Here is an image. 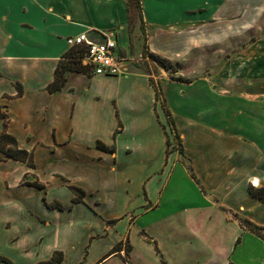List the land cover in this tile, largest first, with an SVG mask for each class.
I'll return each instance as SVG.
<instances>
[{
    "label": "crops",
    "instance_id": "obj_1",
    "mask_svg": "<svg viewBox=\"0 0 264 264\" xmlns=\"http://www.w3.org/2000/svg\"><path fill=\"white\" fill-rule=\"evenodd\" d=\"M229 3L140 0L138 13L127 0H0V136L13 138L12 151L27 152L32 161L0 151V235L23 259L0 250V264L45 263L56 252L55 264H116L103 235L118 234L130 212L137 213L133 228L176 218L174 249L181 246L178 235L189 234L187 224L229 232L225 254L211 264H264V242L239 222L264 227V203L248 189L264 187V37L240 36L252 40L236 53L241 86L232 88L226 77L232 57L213 75H192L222 55L202 58L201 50L232 51L233 36L197 32ZM82 33L95 43L114 38L125 74L69 70L62 88L49 92L59 63L77 66L66 40ZM146 54L181 63L175 74L187 81L161 80L159 92L139 63H149ZM151 64L158 78L166 77L168 71ZM232 90L241 97H228ZM207 96L215 100L210 120L196 106ZM170 128L185 162L175 150L166 153ZM70 187L83 192L80 202L73 203L81 195ZM121 200L136 202L121 209ZM194 234L187 238L198 242Z\"/></svg>",
    "mask_w": 264,
    "mask_h": 264
},
{
    "label": "rangeland",
    "instance_id": "obj_2",
    "mask_svg": "<svg viewBox=\"0 0 264 264\" xmlns=\"http://www.w3.org/2000/svg\"><path fill=\"white\" fill-rule=\"evenodd\" d=\"M246 1L247 0H227V4L230 2L229 5H232L230 9L227 7V12H225V10L222 8L220 15L213 16L211 13L209 18L206 19L205 22H202L199 30L197 31L201 36H233V46L232 51H229L228 53L222 50L220 51V49L223 48L220 46L212 47L210 50L211 52L201 50L202 58L203 56L206 58V54H214L213 51L222 55L221 57L215 58L216 64L214 67H207L201 72L194 73L192 75L197 77L213 75V73L220 69L221 65L228 57H232L234 60L233 63L226 68L228 72L226 77L232 88L235 89V87H238L239 83L241 86V81L243 80L244 76L242 75L241 71V58L240 56H236V53H239L241 49L248 45L252 40H241L240 36H249L250 38H256L257 36L264 37V0H248L250 6L247 10L243 6V3H246ZM257 1H259L258 4H256ZM207 11L209 12L208 9L201 10L202 13ZM206 14H202V18H205ZM246 19H248V22ZM186 32H188V29ZM147 55L148 54H146V56ZM148 59L150 60L149 57ZM143 61L144 62L139 61V63L145 64L144 69L151 74L150 80L152 81V85H154V87L159 90V92L161 80H177L178 78H181L175 74V72H170L171 68L173 67H176V69L182 67L181 63H172L173 65L166 73V77L161 76L160 79L158 78L160 76L159 71L149 66V63H152L150 62L151 60L149 63H147L146 60ZM232 91V95H229L228 97H231L232 99L241 97V94L235 92V90ZM207 100V103L202 101L199 103V105H196L197 107L199 106L204 120H210L211 116L216 114L215 108L211 107V105H215L213 104L215 103V100H211L209 96H207ZM226 101L224 100V102ZM158 102L160 104L162 103L160 96H158ZM216 104H220L219 101H217ZM231 108V113L238 115L237 120L239 121V109L233 104H231ZM170 132L172 135V141L168 140L166 150L169 152H167V155L172 150H175L180 154V140L176 138L171 128ZM180 159H182L181 154ZM182 161L185 162L183 159ZM186 166L188 168L191 167L188 162H186ZM1 195L2 185L0 183V196ZM135 202L136 201L121 200V209L126 207L127 204L131 205ZM1 215L3 216V214ZM136 217L137 213L134 212L126 214L123 218V222L126 223L124 226L122 225V227L119 228L120 230H117L118 234H113L110 231L103 235V238L107 240L111 248L118 246L121 250L110 255L116 264H162L161 260H163L166 264H211L214 259L216 260L222 258V254H225V251L230 243L229 232H208L204 229H199L196 226L187 224L186 229L188 231H190L192 234L196 232V235H194L196 236L198 242L194 241V239H191V237L188 239L187 237L190 235V232L188 234L186 231L184 234H182L183 236H181V234L178 235V237L181 239V246L179 249H174L172 244L178 243L177 240L172 239H175L177 235L175 228L177 223L176 218H170L168 225H166L165 221L162 220L159 223H154L156 225L153 227L144 229L142 227L136 226L133 228L132 224H136ZM163 221L164 223L161 225L160 223ZM4 240L5 235H0V250L3 253L8 254V256H11L12 258L22 262V256L17 252H14L13 249L9 250L8 247H6ZM191 241H193V243ZM154 247L157 248L158 252L155 251ZM196 261H199L200 263H197Z\"/></svg>",
    "mask_w": 264,
    "mask_h": 264
},
{
    "label": "trees",
    "instance_id": "obj_3",
    "mask_svg": "<svg viewBox=\"0 0 264 264\" xmlns=\"http://www.w3.org/2000/svg\"><path fill=\"white\" fill-rule=\"evenodd\" d=\"M127 4H128V10L132 11L133 9H136L137 12H140V0H127ZM151 62L156 63L159 67H161L162 69H164L165 71H169V69L172 67V62H170L169 60L159 57L157 55H153V54H148L147 55ZM77 66H71L70 64L67 63H59L56 70H55V74H54V80L51 84L48 85L47 89L49 92H55L58 91L62 88V86L64 85V74L66 71L69 70H75V71H81L85 73L84 67H80V64L76 61ZM176 71V67L171 68L170 72H175ZM178 81L181 82H185L187 80L183 79V78H178ZM21 94V90L18 91L17 95L19 96ZM0 118H4L5 119V115L0 113ZM6 127V120L4 121V128ZM121 125L119 124L118 129L115 131L114 134H117L120 131ZM176 138L179 140V137L177 134H175ZM9 145V149L5 150V146ZM168 145V142H167ZM16 143L14 141L13 138L9 137L6 134H3L2 136H0V151H2L3 153H5L8 157H11L13 159H17L23 162H26L28 165H32V161H31V156L24 151H12L11 148H15ZM98 148L105 150V151H109L112 152L113 151V147L108 148L105 147L103 144L98 142ZM169 152L166 150V153ZM182 152V150H180V153ZM249 193L255 197L256 199H258L260 202L264 203V187H260V188H255L252 186H249ZM70 190L74 193L77 194L78 192L80 193V197L73 199V203H77L80 202V198L83 197V192H81L80 190L76 189L75 187H70ZM240 225L242 227H244L245 229L249 230L250 232L254 233L257 237H259L263 242H264V227L261 226H257L254 223L246 220V219H240L239 220ZM240 242V238H238L236 240L235 245H238ZM156 251L158 252L157 248L155 247ZM121 251L120 248L118 246H115L112 251L110 252L109 255L115 253V252H119ZM57 256H61V253L56 252L53 254V257L50 261L45 262V263H40V264H55V257ZM5 261V260H2ZM162 264H166L163 260H161Z\"/></svg>",
    "mask_w": 264,
    "mask_h": 264
},
{
    "label": "built area",
    "instance_id": "obj_4",
    "mask_svg": "<svg viewBox=\"0 0 264 264\" xmlns=\"http://www.w3.org/2000/svg\"><path fill=\"white\" fill-rule=\"evenodd\" d=\"M74 48V60L86 69L91 76L119 77L125 74L124 59L117 54V43L114 38H106L95 43L82 33L66 40Z\"/></svg>",
    "mask_w": 264,
    "mask_h": 264
}]
</instances>
